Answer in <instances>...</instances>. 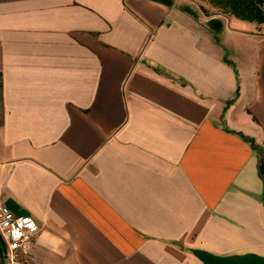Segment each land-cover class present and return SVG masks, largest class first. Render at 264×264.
<instances>
[{
	"label": "crops",
	"instance_id": "obj_1",
	"mask_svg": "<svg viewBox=\"0 0 264 264\" xmlns=\"http://www.w3.org/2000/svg\"><path fill=\"white\" fill-rule=\"evenodd\" d=\"M261 149L264 23L210 0H0V208L38 220L33 264L264 256Z\"/></svg>",
	"mask_w": 264,
	"mask_h": 264
},
{
	"label": "built area",
	"instance_id": "obj_2",
	"mask_svg": "<svg viewBox=\"0 0 264 264\" xmlns=\"http://www.w3.org/2000/svg\"><path fill=\"white\" fill-rule=\"evenodd\" d=\"M41 226L32 215L14 213L0 208V236L5 245V264H33L31 242Z\"/></svg>",
	"mask_w": 264,
	"mask_h": 264
},
{
	"label": "trees",
	"instance_id": "obj_3",
	"mask_svg": "<svg viewBox=\"0 0 264 264\" xmlns=\"http://www.w3.org/2000/svg\"><path fill=\"white\" fill-rule=\"evenodd\" d=\"M168 5H173L174 0H158ZM214 5L218 6L225 12L235 14L241 19L250 21H258L264 23V11L257 3L258 0H210ZM0 256L2 264L5 259V245L0 236Z\"/></svg>",
	"mask_w": 264,
	"mask_h": 264
},
{
	"label": "water",
	"instance_id": "obj_4",
	"mask_svg": "<svg viewBox=\"0 0 264 264\" xmlns=\"http://www.w3.org/2000/svg\"><path fill=\"white\" fill-rule=\"evenodd\" d=\"M258 169L264 180V149L260 150ZM195 252L206 264H264V256L255 253L221 256L202 249H197Z\"/></svg>",
	"mask_w": 264,
	"mask_h": 264
},
{
	"label": "rangeland",
	"instance_id": "obj_5",
	"mask_svg": "<svg viewBox=\"0 0 264 264\" xmlns=\"http://www.w3.org/2000/svg\"><path fill=\"white\" fill-rule=\"evenodd\" d=\"M259 4V6L262 8V10L264 11V0H258L257 2Z\"/></svg>",
	"mask_w": 264,
	"mask_h": 264
}]
</instances>
